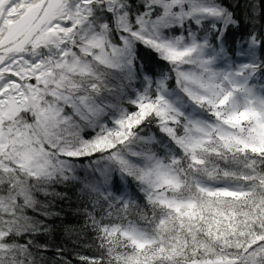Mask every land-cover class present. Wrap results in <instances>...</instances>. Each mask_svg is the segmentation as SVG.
I'll return each instance as SVG.
<instances>
[{
    "label": "snow or ice",
    "instance_id": "snow-or-ice-1",
    "mask_svg": "<svg viewBox=\"0 0 264 264\" xmlns=\"http://www.w3.org/2000/svg\"><path fill=\"white\" fill-rule=\"evenodd\" d=\"M0 264H264V0H0Z\"/></svg>",
    "mask_w": 264,
    "mask_h": 264
},
{
    "label": "trees",
    "instance_id": "trees-1",
    "mask_svg": "<svg viewBox=\"0 0 264 264\" xmlns=\"http://www.w3.org/2000/svg\"><path fill=\"white\" fill-rule=\"evenodd\" d=\"M224 2L230 6L233 0H224ZM244 2L245 0H240L241 5H243ZM235 11L238 16H242V7L235 9ZM57 191L63 193L64 198L56 200L54 210L58 212L59 215L50 221L54 229L53 236L55 243L64 244L68 249H71L73 242L76 240L88 243L90 241V236H86L82 232H80L79 235L77 234L83 223L82 217L78 215L77 212L82 203L78 191L75 188H58ZM48 255L51 256L52 253H48Z\"/></svg>",
    "mask_w": 264,
    "mask_h": 264
}]
</instances>
